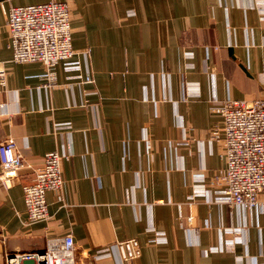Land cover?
<instances>
[{"label": "crops", "instance_id": "obj_1", "mask_svg": "<svg viewBox=\"0 0 264 264\" xmlns=\"http://www.w3.org/2000/svg\"><path fill=\"white\" fill-rule=\"evenodd\" d=\"M48 1L0 0V142L26 161L13 187L0 181V264L67 234L78 264H117L98 251L129 238L141 255L127 264H264V197L244 210L213 183L225 166L213 106L264 98V0H61L76 55L56 82L42 62L12 61L1 6ZM50 151L65 186L27 224L23 186Z\"/></svg>", "mask_w": 264, "mask_h": 264}, {"label": "built area", "instance_id": "obj_2", "mask_svg": "<svg viewBox=\"0 0 264 264\" xmlns=\"http://www.w3.org/2000/svg\"><path fill=\"white\" fill-rule=\"evenodd\" d=\"M9 29L12 61H39L45 65L44 78L56 82V65L76 55L73 46L71 9L66 1L51 0L23 6L1 5ZM0 61V84L6 82V70ZM86 81L92 82L90 72ZM217 100H214V102ZM223 117L225 166L213 176L219 186L218 199L230 206L251 210L261 205L264 197V98L254 100L229 98L213 106ZM212 137H220L219 128ZM63 156L47 152L43 165L36 170L34 180L23 186L27 224L47 220V192L65 186ZM16 142H0V181L5 188L13 187L19 170L26 163ZM191 220V218H190ZM117 251V264H127L141 255L137 238L119 240L99 249L97 257H111ZM76 244L72 234L48 238L42 251H26L8 255L5 264H78Z\"/></svg>", "mask_w": 264, "mask_h": 264}, {"label": "rangeland", "instance_id": "obj_3", "mask_svg": "<svg viewBox=\"0 0 264 264\" xmlns=\"http://www.w3.org/2000/svg\"><path fill=\"white\" fill-rule=\"evenodd\" d=\"M130 239V238H129ZM124 240H126V239H124ZM119 241V240H118Z\"/></svg>", "mask_w": 264, "mask_h": 264}]
</instances>
